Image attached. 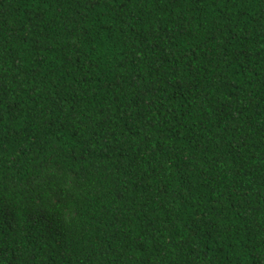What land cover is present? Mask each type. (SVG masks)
Masks as SVG:
<instances>
[{"label": "trees", "instance_id": "16d2710c", "mask_svg": "<svg viewBox=\"0 0 264 264\" xmlns=\"http://www.w3.org/2000/svg\"><path fill=\"white\" fill-rule=\"evenodd\" d=\"M0 264H264V0H0Z\"/></svg>", "mask_w": 264, "mask_h": 264}]
</instances>
